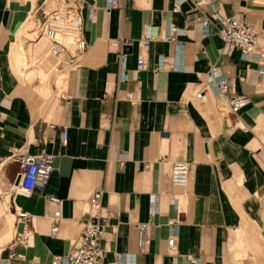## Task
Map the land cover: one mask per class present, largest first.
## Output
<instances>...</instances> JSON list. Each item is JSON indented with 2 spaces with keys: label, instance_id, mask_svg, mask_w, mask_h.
I'll use <instances>...</instances> for the list:
<instances>
[{
  "label": "crops",
  "instance_id": "obj_1",
  "mask_svg": "<svg viewBox=\"0 0 264 264\" xmlns=\"http://www.w3.org/2000/svg\"><path fill=\"white\" fill-rule=\"evenodd\" d=\"M70 1L83 14L89 49L77 66L42 82L20 71L18 44L31 38L24 21L47 0H0V264H50L68 253L91 221L89 198L99 189L104 262L121 254L123 264H191L193 257L201 264H264V83L257 64L227 51L219 35L220 16H244L264 28V0H212L218 16L206 1L186 0L179 12L175 0H118L110 10L108 0ZM169 25L179 30L176 42L140 45L147 28L164 34ZM142 56L146 68L138 65ZM160 56L166 65L156 71ZM214 68L233 79L230 97L250 98L238 114L222 115L225 100L215 93L196 97ZM38 152L55 155L47 186L15 194L14 157ZM175 160L190 163L183 198L170 179ZM51 197L62 200L56 236L47 216L58 208ZM16 207L30 214L32 236L11 247L23 229ZM141 221H151L142 251ZM13 251L23 257L10 259Z\"/></svg>",
  "mask_w": 264,
  "mask_h": 264
},
{
  "label": "built area",
  "instance_id": "obj_2",
  "mask_svg": "<svg viewBox=\"0 0 264 264\" xmlns=\"http://www.w3.org/2000/svg\"><path fill=\"white\" fill-rule=\"evenodd\" d=\"M186 0H175L174 12H179ZM197 3L206 1L212 7V11L218 16V6L212 0H195ZM118 0H108L107 8H118ZM204 29L207 31L210 18L204 16L200 18ZM219 35L225 44L227 51L239 50L241 57L247 61L257 64V72L260 82L264 83V28L252 25L244 16H220ZM35 31L34 40L36 42L44 40L48 53L56 58L58 68H74L79 64L89 49L84 34V18L81 9L74 1L56 0V4L50 8L45 4L42 11L34 14ZM179 30L169 25L164 34H156L150 28L146 29L145 35L140 40V45L144 48L149 46L151 40L163 39L172 42L177 41ZM177 48L180 44L176 45ZM163 56H160L156 71L162 69L166 64ZM141 68L147 67V60L144 56L138 60ZM2 69L0 67V80ZM126 80V75L122 74ZM234 81L231 76H224L218 68H214L206 76L203 83L196 91V97L206 99L214 96L218 100L224 99L220 103L219 111L222 115L238 114L239 111L250 103L247 95L229 96L233 90ZM63 140L66 141L68 131L66 127L62 132ZM19 170L13 185V192L17 195L29 196L36 189H43L47 186L52 173L55 170V155L48 152H38L35 154H20L15 156ZM148 166V165H147ZM170 179L173 186L177 188H187L190 181V163L187 160H175L171 164ZM105 192L102 189L95 190L89 198V214L91 221L84 227L81 235L74 243L72 249L64 255H56L51 259L50 264H123L121 254L115 259L104 262L102 259L101 241L106 232V219L101 214ZM178 199V198H175ZM50 201L58 205V208L47 216L50 219V231L52 236L59 232L62 215V200L58 197H51ZM18 223L23 229L16 234L11 243V247L17 244H28L32 236V229L28 227L30 214L15 208ZM151 221H141L136 224L137 242L139 249L145 250L150 244ZM174 228V227H172ZM170 247L176 243V234L171 232L168 239ZM15 256L23 257L22 254L13 251L9 258ZM191 264H201L199 258H191Z\"/></svg>",
  "mask_w": 264,
  "mask_h": 264
},
{
  "label": "rangeland",
  "instance_id": "obj_3",
  "mask_svg": "<svg viewBox=\"0 0 264 264\" xmlns=\"http://www.w3.org/2000/svg\"><path fill=\"white\" fill-rule=\"evenodd\" d=\"M64 2L66 0H63ZM48 5V8L54 6L56 4V0H47V3ZM34 14L35 12H32L30 15H29V18L27 20H25L24 22V26L27 25V24H34L35 25V22H34ZM34 37L35 35L31 36L30 39L26 38V37H22V39H19L21 40L18 44V47H19V59H20V64H21V67L19 68L20 71L25 74L27 73V77L30 79V75L32 76H35V74H39V78L42 82H45L49 79V77L51 76V78L54 76V74H57L58 72H62L60 71V69L56 66V58L52 57L48 51H47V48H46V42L43 41L41 47L39 48V50H33V42H30L29 40H34ZM29 41V42H27ZM22 43L24 46H22ZM28 43V44H27ZM35 43V42H34ZM28 47H27V46ZM21 46V47H20ZM23 47V48H22ZM24 47H27L28 50H26ZM31 69H34L31 73L29 72ZM43 71V72H42ZM69 70H65L63 72H68ZM34 78V77H32ZM36 82H38V80H36ZM62 86V84H60ZM58 96L57 98L61 95L62 91L58 92L57 91ZM54 100V98L52 97L49 101H48V104L52 103V101ZM19 170V166L15 168V171H18ZM2 187V190L4 192H7L9 190H4V187ZM187 188L185 189H182V188H175V192L177 194H180V198H183L181 196V193H183L184 191H186ZM10 192V191H9ZM181 192V193H180ZM3 222V221H2ZM4 224V222H3ZM5 226V225H4ZM8 240V239H7ZM2 242H0L1 244ZM7 244L4 243L3 247Z\"/></svg>",
  "mask_w": 264,
  "mask_h": 264
},
{
  "label": "bare ground",
  "instance_id": "obj_4",
  "mask_svg": "<svg viewBox=\"0 0 264 264\" xmlns=\"http://www.w3.org/2000/svg\"><path fill=\"white\" fill-rule=\"evenodd\" d=\"M34 31H35V25L33 24H29L28 26H27V29H26V33L27 34H29L30 36H33V35H36L35 33H34ZM43 39L42 40H39V41H36L35 43L33 42V50H39V48L41 47V45H42V43H43ZM20 44H22V43H20ZM28 44V43H27ZM22 46H24L23 44H22ZM27 46V45H26ZM21 47V46H20ZM28 47V46H27ZM27 47H24L26 50H28V48ZM23 48V47H22ZM43 72V71H42ZM181 193V192H180ZM181 196L183 197V195L181 194ZM7 200V195L5 196V198H4V200H3V202H5Z\"/></svg>",
  "mask_w": 264,
  "mask_h": 264
}]
</instances>
